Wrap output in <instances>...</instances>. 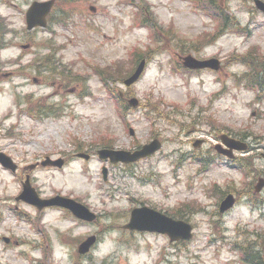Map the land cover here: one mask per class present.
I'll use <instances>...</instances> for the list:
<instances>
[{"label": "rangeland", "instance_id": "374dc122", "mask_svg": "<svg viewBox=\"0 0 264 264\" xmlns=\"http://www.w3.org/2000/svg\"><path fill=\"white\" fill-rule=\"evenodd\" d=\"M33 1L0 0V150L20 165L15 173L0 165V264H245L244 251L261 256L264 189L257 194L255 185L264 176V92L237 80L248 70L243 56L264 64V13L253 0H57L49 27L30 33L25 12ZM211 3H225L238 27L222 29L205 14L200 7ZM145 4L157 38L142 20ZM193 51L221 59L222 68L179 71L180 56ZM143 54V76L125 87ZM120 90L141 105L123 114ZM224 131L252 150L236 153L235 165L213 150L203 170L194 140L209 148ZM156 135L161 151L134 163L96 153L135 149ZM47 155L70 161L25 168ZM28 173L42 196H73L98 218L84 222L17 199ZM228 193L237 202L221 214ZM144 204L191 222L192 239L128 230L132 209ZM92 235L97 243L79 252Z\"/></svg>", "mask_w": 264, "mask_h": 264}, {"label": "water", "instance_id": "95a60500", "mask_svg": "<svg viewBox=\"0 0 264 264\" xmlns=\"http://www.w3.org/2000/svg\"><path fill=\"white\" fill-rule=\"evenodd\" d=\"M53 3L54 0H49L45 2H34L32 4V6L29 8L27 12L29 29L33 28L35 25H43V26L46 25V15L50 11ZM257 3L261 8L264 9V3H262L259 0H257ZM185 63L190 67H205V66H211L214 68L219 67V62L215 59L199 61L192 56L186 57ZM143 67H144V62L142 61L141 64L138 66L137 70L134 72V74L125 80L126 84L129 85L132 84L134 81H136L141 75L143 71ZM131 103L136 105L138 101L137 99H132ZM223 141L225 142L226 145L230 146L231 149L233 147L239 149L245 147V145L241 147L238 140L231 138L227 135L223 136ZM160 147H161V142L158 139H156L151 143L144 145L141 150L136 151L134 153L125 150L115 151L108 149H103L100 151V153L102 157H107V156L111 157L112 161H117V160L131 161V160H136L141 156L152 154ZM225 152L230 153L231 150H225ZM80 155L86 156L87 158L89 157V155L86 154H80ZM48 160H50V162H52L53 164H58L59 166H61L63 163V159L53 161L50 158H48ZM0 161L5 166L10 167L13 170L16 169V164L13 162L12 158L2 152H0ZM263 185H264V179L261 178L257 189L259 190ZM20 197L32 203H35L40 207H42L45 204L46 205L61 204V205H67L73 211L79 214H84L86 212H89L85 206L62 196H56L50 200H43V199L41 200L35 188L32 187L29 179H27V181L25 182L24 190L20 195ZM234 202H235L234 196L232 194L228 195L225 198V200L222 202L221 211H225L228 208H230L234 204ZM126 227L137 228L142 230L149 229V230L167 232L170 234L173 240L180 238H190L192 236L191 233L192 226L189 223H186L181 220H174L173 218H170L165 214L158 212L154 209H151L149 207L136 208L133 211L130 223H128ZM93 240L94 238L91 237L86 242H84L81 245V251L82 252L86 251L89 248L90 244L93 242Z\"/></svg>", "mask_w": 264, "mask_h": 264}, {"label": "trees", "instance_id": "16d2710c", "mask_svg": "<svg viewBox=\"0 0 264 264\" xmlns=\"http://www.w3.org/2000/svg\"><path fill=\"white\" fill-rule=\"evenodd\" d=\"M229 17V16H228ZM227 17V18H228ZM227 18L225 19V24H226V20H227ZM262 65V64H261ZM257 79H262V78H260V77H258L257 76ZM260 82H259V84L263 87L264 86V82L262 81V80H259ZM256 259H254V258H250L249 257V255H247V260H250L253 264H263V262L259 259V257L258 256H254Z\"/></svg>", "mask_w": 264, "mask_h": 264}]
</instances>
